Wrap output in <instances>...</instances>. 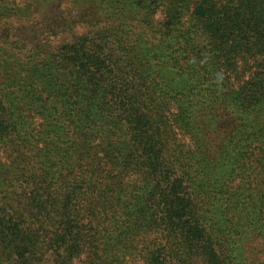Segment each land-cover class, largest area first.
<instances>
[{
	"label": "trees",
	"instance_id": "trees-1",
	"mask_svg": "<svg viewBox=\"0 0 264 264\" xmlns=\"http://www.w3.org/2000/svg\"><path fill=\"white\" fill-rule=\"evenodd\" d=\"M0 264H264V0H0Z\"/></svg>",
	"mask_w": 264,
	"mask_h": 264
}]
</instances>
